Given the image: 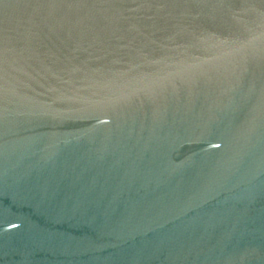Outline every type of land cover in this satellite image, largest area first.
<instances>
[{
    "label": "water",
    "instance_id": "1",
    "mask_svg": "<svg viewBox=\"0 0 264 264\" xmlns=\"http://www.w3.org/2000/svg\"><path fill=\"white\" fill-rule=\"evenodd\" d=\"M0 264H264V0H0Z\"/></svg>",
    "mask_w": 264,
    "mask_h": 264
}]
</instances>
